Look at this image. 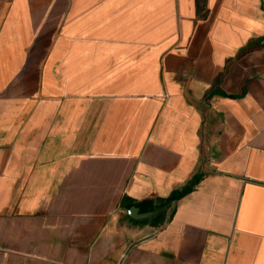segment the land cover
Returning <instances> with one entry per match:
<instances>
[{
  "label": "crops",
  "instance_id": "0c3cea01",
  "mask_svg": "<svg viewBox=\"0 0 264 264\" xmlns=\"http://www.w3.org/2000/svg\"><path fill=\"white\" fill-rule=\"evenodd\" d=\"M0 264H264V0H0Z\"/></svg>",
  "mask_w": 264,
  "mask_h": 264
},
{
  "label": "trees",
  "instance_id": "16d2710c",
  "mask_svg": "<svg viewBox=\"0 0 264 264\" xmlns=\"http://www.w3.org/2000/svg\"><path fill=\"white\" fill-rule=\"evenodd\" d=\"M198 15L205 16V13H201L199 8ZM247 48L248 46H246L242 50L244 51ZM214 91L215 90L211 91V93H208L207 97H210V95H212ZM199 179L200 176L198 177L196 173L187 185L183 186L182 188L173 190V192L168 197L158 198L153 208L155 212L151 216H149L151 218V221L154 222V224L163 223L166 220V212L172 201L181 198L182 196L193 190L195 184L199 181Z\"/></svg>",
  "mask_w": 264,
  "mask_h": 264
},
{
  "label": "water",
  "instance_id": "95a60500",
  "mask_svg": "<svg viewBox=\"0 0 264 264\" xmlns=\"http://www.w3.org/2000/svg\"><path fill=\"white\" fill-rule=\"evenodd\" d=\"M134 210L136 211V213H135V211H133V210H130L129 212L131 213V214H133V215H141V214H139V213H137V208L135 207L134 208Z\"/></svg>",
  "mask_w": 264,
  "mask_h": 264
}]
</instances>
